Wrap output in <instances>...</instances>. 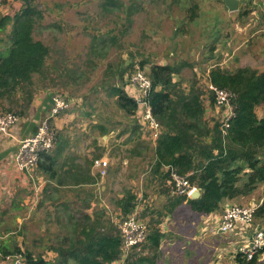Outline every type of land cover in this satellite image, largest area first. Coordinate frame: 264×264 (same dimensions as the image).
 <instances>
[{
	"label": "rangeland",
	"instance_id": "1",
	"mask_svg": "<svg viewBox=\"0 0 264 264\" xmlns=\"http://www.w3.org/2000/svg\"><path fill=\"white\" fill-rule=\"evenodd\" d=\"M106 1H31L32 5L42 14V19L36 26L35 36L50 47L48 66H57L56 71L54 69L48 71L49 76L53 72L51 76L53 79L47 85L44 86L36 77V87L39 89L37 91L48 88L54 94L71 98L75 102L72 108V112L74 110L76 114L75 120L63 132V135L71 136L70 140L82 139L87 142L88 138L84 137L90 135L91 138L92 136L97 138L98 144H103L100 140V136L103 135L98 128L99 124H102L108 131L107 146L108 148L113 147L112 154L109 151V157L110 155L125 156V152L117 145L129 138L132 134L128 131L129 129H135L134 139L139 140L140 147L146 148V151H143V158H137L134 164L135 172L129 169L133 165L126 167L121 161L113 160L114 165L109 166L106 177L102 179L101 186H106V190L99 209L107 212V218L117 226L124 216L116 207L115 202L121 199L127 191H131L136 196L134 212H137L139 218L149 227L152 223L167 222V209L169 210L178 198L172 195L163 175L154 173L155 161L151 160L153 140L146 129L141 126L138 115L129 117L120 110L116 105V98L111 95V90L117 86L125 89L130 96L138 98V89L132 83V76L138 67L142 68L141 63L143 62L147 64L141 70L147 76L153 64L167 63L180 66L183 63H191L196 65L198 63L196 52L189 54L184 50L180 46V39L187 35L190 36V45L197 41L203 40L204 42L212 34L217 39H222L224 35L218 32V25H221L227 10L223 0H118L119 8L106 11L103 6ZM23 6L24 0H0V12L4 11L0 13V20L4 14L13 17ZM135 7L138 12L129 14L130 8ZM187 28H190L188 34L186 33ZM106 33H109L115 41L113 40L107 53L93 55L92 37ZM204 51L203 54L200 53L198 60L202 61L204 55L206 59L210 56L206 48ZM197 71L195 73L194 69L189 67L183 69L175 76V80L184 89L195 88L202 92L205 107L209 109L206 119L217 122L216 116H213L215 112L213 109L215 110L217 106L211 103V94L206 86V72L200 69ZM223 111L224 108L220 109V112ZM79 135L81 136L76 138ZM58 139H61L60 133ZM92 141L95 140L90 139V142ZM106 148L96 146L91 154L93 155L94 152L99 154V150ZM122 169L125 175L133 174L134 180L126 179L121 173ZM233 206L245 205L240 202ZM185 208L181 205L176 212L179 222L176 228L179 232L193 231L191 228H186L184 224L186 220L193 221L188 215L190 212H187ZM223 213L224 208L219 215L222 216ZM14 215L17 214L13 212L6 218L7 227L13 231L12 234L6 236L3 227L0 228L2 236L0 240H9L8 244L13 252L20 246L22 240L32 237V235L28 237L24 234L20 235L27 221L18 223L16 218H13ZM37 215L36 212L29 221H34L35 218L43 220L41 214H39L40 217ZM52 218V223H54L55 216L52 215ZM256 225L255 221L254 227ZM33 226L32 224L29 233L33 232L36 235L37 230ZM214 233V229L205 231L201 244L195 240L185 239L183 235V238L179 239L180 243L174 242L176 243L174 250H179V253H174L175 262L171 264H216L215 261L211 262L215 255L222 253L225 257H230L232 245L231 238L227 236L229 234L219 236ZM20 237L23 238L19 239ZM238 237L241 239L236 238V243L241 246L245 243V239L242 236ZM181 243L186 244V249L191 246L194 250H186L185 246L183 249V245H179ZM22 248L25 249V246ZM142 249L143 246L137 251H142ZM174 250L172 249L171 252ZM35 252L39 253V251ZM261 252H264V249ZM184 256L186 261H184ZM3 261L5 264L11 262V260L8 262L7 259L0 258L1 264Z\"/></svg>",
	"mask_w": 264,
	"mask_h": 264
},
{
	"label": "trees",
	"instance_id": "2",
	"mask_svg": "<svg viewBox=\"0 0 264 264\" xmlns=\"http://www.w3.org/2000/svg\"><path fill=\"white\" fill-rule=\"evenodd\" d=\"M31 1L24 0L23 8L13 17L4 16L0 20V32L8 33L3 40H10L8 50L0 57V112H13L20 117L29 110L39 90L36 77L44 86L53 79L48 72L51 71L48 66L50 47L35 36L42 14ZM103 6L106 11H112L119 8L118 0H107ZM136 12V7L128 11L131 15ZM113 40L109 33L93 36L92 54L107 53ZM146 64L141 63V67ZM183 65L153 64L149 69L151 90L146 102L161 126L156 141L154 173L162 174L168 181L175 171L186 176L200 191L198 198H178L174 206L187 201L197 213H219L225 201L249 195L264 183V118L260 119L256 113L259 107L264 110V72L249 67L235 71L218 66L211 69L210 85L235 95L232 100L234 116L225 134L220 120L206 119L202 92L195 88L184 89L175 80ZM209 91L211 103L215 104V94ZM111 95L127 116H136L137 98L117 86L112 88ZM49 160L52 157L48 154L39 163L44 172L48 170L46 162ZM52 170L51 163L48 171ZM135 202L136 196L127 191L115 205L126 218L134 213ZM255 218L264 222V202ZM159 223L149 224L142 251L134 248L125 256L118 225L101 213L86 216L84 223L74 229L71 243L58 246L62 258L59 264H156L163 237ZM4 231L6 236L13 232L8 227ZM8 241L0 240L2 260L22 254L27 264H50L42 255L22 251L20 246L13 252ZM256 258L247 264H254Z\"/></svg>",
	"mask_w": 264,
	"mask_h": 264
},
{
	"label": "crops",
	"instance_id": "3",
	"mask_svg": "<svg viewBox=\"0 0 264 264\" xmlns=\"http://www.w3.org/2000/svg\"><path fill=\"white\" fill-rule=\"evenodd\" d=\"M224 7L227 12L221 25H218V32L224 35V37L220 36L222 39H217L212 34V36L207 37L204 42H202L203 40L201 42L197 41L193 45H190V36L188 35L180 39V46L189 52V54L196 52L198 61L196 65L190 62V64L183 63L184 67H182L181 70L188 67L193 68L195 73L198 72L197 70L199 69L205 70L207 77L206 86L208 90L210 85V71L217 66L230 71L249 67L259 72H264V0H240L239 10L236 12H230L225 4ZM1 12L4 11L1 10ZM6 15L8 14H4V16ZM189 32L190 28H187L186 33L188 34ZM3 39L4 32L1 31L0 40ZM9 42L10 40H3L0 42V57L8 50L10 45ZM205 48L207 50L206 52L210 53V56H207L206 59L204 55L202 61L198 60L200 53L203 54L205 52ZM166 64L167 63H163V65ZM56 67L57 66L52 65L49 66V69H54L56 71ZM51 76H53V72H51ZM53 94L54 92L48 88L37 91L31 107L26 114L21 117V122L12 128L9 134L0 136V228H7L8 221L6 218L11 215V213L13 214V212H15L17 215H14L13 218H16L18 223L27 221V224L23 226L22 234L27 235V237L28 235H32V237L21 241L20 247L22 251L29 250L35 255H42L50 264H59V260L62 258L59 256L58 246H68L71 243L74 239V229L79 228V225L84 223V218L86 216L101 213V215L105 216V219L107 218V212L103 209H99L106 190V186H101L102 179L106 177L107 174L105 176L101 174V169L94 164L95 161L105 159L108 160L110 166L114 165L115 161L113 160H119L123 166L131 167L133 165L132 168L129 169L131 172H135L134 164L137 158H143V151H146V148L140 147L138 144L139 140L134 139L136 133L135 129H129L128 131L132 134L125 142L117 145V147H121L122 151L125 152V156L117 157L116 155H110L109 157V151L112 154L111 150L113 147H109V149L107 146L106 134L108 131L102 124H99L98 128L103 135L100 136V140L103 141V144H98L96 142L97 138L94 136L91 138L90 135L84 137L85 139L88 138L87 142L82 139L70 140L71 136L66 134L63 135V132L74 122L76 114L74 110L72 112L75 102L73 99L68 98L73 102L71 109L63 112L53 122V126L58 132L55 146L56 150L54 149L50 154L52 160L46 162L48 170L51 163L53 164V170L44 172L38 166L33 173V178H30L27 174L18 171L14 167V156L18 150L19 142L34 134L38 125L48 113L52 104ZM206 111V113H208L209 109L207 108ZM213 111H215L213 116H216L217 120L222 122L224 112H220V108L218 107H215ZM256 113L260 119L264 118V110L262 107L257 108ZM219 115H221V117H218ZM59 133L61 139H58ZM126 134L129 135V133ZM80 136L81 135L76 138ZM90 139L95 141L90 142ZM96 146L107 148L99 150V154L94 152L92 155L91 152ZM152 147L153 156L151 160L155 161L156 141L154 140ZM108 171L109 167L107 168V173ZM124 171H126V169H124ZM121 173H123L126 179L129 178L130 180H134L133 174L125 175L123 169ZM167 184L170 188L169 180ZM171 193L175 196L172 190ZM240 202L244 203L245 207L262 204L264 202V183L258 185L253 193L249 195L241 196L231 201H225L223 204L224 211L227 207ZM181 205L186 207L185 209L187 212H190L188 215L193 221L188 222V220H186L184 224L186 228H191L193 231L179 232L176 228V224L179 223L176 218V212ZM167 211V222H160L158 225L163 237L156 264H171L173 261L175 262L176 255H174V253L178 254L179 250H174V247L176 243L179 242V239L183 238V235L185 239L195 240L200 244L202 243L201 241H203L202 235L209 229H214L215 235H227L219 232L218 226L222 220V216L219 215V213L209 215L197 213L193 211L187 201H183L177 206L173 204ZM36 212L38 214L37 216H39V214L42 215L43 220H41V218H35L34 221H29ZM1 214H4V216ZM52 215L55 216L54 223H52ZM256 222L257 225L253 230L264 224V222L262 223L261 221ZM32 224L37 230L36 235H34L33 232L32 234L29 233ZM240 228H244L247 231L243 234ZM253 230L241 226L239 229L235 230L233 234L227 235L231 238L232 255L230 257H225L222 253L215 256L212 255L214 258L211 259V262L215 261L216 264H242L243 262V264H247L241 256H237V250L240 244L236 243V238L241 239L238 236H242L247 242L253 235ZM21 238L23 237L19 239ZM179 245H183L184 249L186 244L181 243ZM23 246H25V249L22 248ZM186 247L187 246H185V249ZM172 249L174 250L173 252H171ZM187 249L194 250L191 246ZM35 251H39V253ZM9 258H7V261H12V257ZM184 261H186L185 256ZM2 264H5V262L3 261ZM9 264H11V262ZM254 264H264V252H261L257 256Z\"/></svg>",
	"mask_w": 264,
	"mask_h": 264
},
{
	"label": "built area",
	"instance_id": "4",
	"mask_svg": "<svg viewBox=\"0 0 264 264\" xmlns=\"http://www.w3.org/2000/svg\"><path fill=\"white\" fill-rule=\"evenodd\" d=\"M132 83L138 89L139 109L137 117L140 124L146 129L152 140L157 141L161 126L155 120L151 113V109L146 102V97L151 90V81L148 76L138 67L135 74L132 76ZM209 90L215 94V105L222 109L224 108V117L222 120L223 132L226 134V129L230 126V121L234 116V107L232 100L235 95L228 90L217 88L209 85ZM73 102L61 95L53 94L52 104L42 119L41 123L34 134L22 139L19 142L18 150L14 156V167L33 178L34 171L38 168L42 157L50 154L57 142V130L53 126V122L65 111L71 109ZM21 122V117L16 113L0 112V136L7 135L10 130ZM95 166L101 169V174H107L109 167L108 160L99 159L95 161ZM169 186L173 194L177 197L193 199V195L198 190L191 184L186 176H181L175 171L171 172ZM261 205V204H260ZM260 205L257 206H229L225 209L222 215V220L218 226L219 232L222 234H233V232L241 226L254 228L256 221L255 215ZM121 237L123 239V250L125 256L134 248H141L147 241L148 225L142 221L137 212L122 218L118 222ZM245 233L244 228H240ZM264 249V224L253 230V235L248 241L239 246L237 256H241L246 262L252 261ZM11 264H27L25 257L22 254H17L12 257Z\"/></svg>",
	"mask_w": 264,
	"mask_h": 264
},
{
	"label": "water",
	"instance_id": "5",
	"mask_svg": "<svg viewBox=\"0 0 264 264\" xmlns=\"http://www.w3.org/2000/svg\"><path fill=\"white\" fill-rule=\"evenodd\" d=\"M223 2L230 12H236L239 10L240 0H223ZM200 194L201 193L197 190L195 195H193V199L198 198Z\"/></svg>",
	"mask_w": 264,
	"mask_h": 264
}]
</instances>
